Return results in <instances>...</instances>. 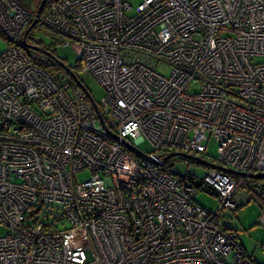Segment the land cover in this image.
I'll return each mask as SVG.
<instances>
[{
  "label": "built area",
  "instance_id": "2783aa9c",
  "mask_svg": "<svg viewBox=\"0 0 264 264\" xmlns=\"http://www.w3.org/2000/svg\"><path fill=\"white\" fill-rule=\"evenodd\" d=\"M34 14L0 0V264H259L217 219L264 192L248 177L264 173V0H46L37 21L81 49L105 127L159 165L108 135L67 73L28 58ZM209 141L213 165L243 174L206 167L213 211L162 167L172 152L205 160ZM86 249L93 262L70 257Z\"/></svg>",
  "mask_w": 264,
  "mask_h": 264
},
{
  "label": "rangeland",
  "instance_id": "374dc122",
  "mask_svg": "<svg viewBox=\"0 0 264 264\" xmlns=\"http://www.w3.org/2000/svg\"><path fill=\"white\" fill-rule=\"evenodd\" d=\"M20 5L29 11L35 13L36 4L39 0H16ZM140 0H127L131 11ZM35 15V14H34ZM26 44L38 49L45 50L52 53L53 57L63 63L69 69L74 68L81 56V49L69 44L62 45L61 38L51 35L46 29L41 27L37 22L36 25L28 32ZM9 43L5 38L0 37V52L6 50ZM156 70L162 74L167 75L168 67L165 64L156 66ZM50 75L58 80L60 71L48 70ZM78 80L82 83L85 89L89 92L92 99L98 103L103 95L102 88L97 81L90 75L82 72L78 67L74 70ZM136 148L142 152H148L150 147L145 142H140ZM205 162L213 164L215 157V146L212 141H209L205 148ZM197 157V156H196ZM172 171L182 174L184 172H193L197 176H202L206 171V166L203 164H192L188 160L171 159ZM85 173L81 172L74 176L75 179H82ZM239 187L237 191L239 192ZM241 200L239 206L234 209L223 208L219 211L217 219V226L220 229L232 233L235 242L243 249L246 257L256 263L264 264V192L258 194L256 197L251 196V193H241ZM193 201L203 207L206 211H213L217 208V200L214 195L205 191H198ZM57 207L52 205L48 209V213L57 214ZM46 216V213H45ZM61 226L65 227L64 221L60 222ZM3 228L0 227V234ZM76 261L93 262L94 254L91 250L86 249L81 253L70 256Z\"/></svg>",
  "mask_w": 264,
  "mask_h": 264
},
{
  "label": "trees",
  "instance_id": "16d2710c",
  "mask_svg": "<svg viewBox=\"0 0 264 264\" xmlns=\"http://www.w3.org/2000/svg\"><path fill=\"white\" fill-rule=\"evenodd\" d=\"M40 1V0H39ZM39 1L37 2V4H36V8H37V6H38V4H39ZM36 8H35V10H36ZM45 8H46V0H45V2L43 3V5H42V7H41V9H40V11H39V13H38V18H40L42 15H43V13L45 12ZM30 22H31V19L27 22V24H26V27L30 24ZM38 22V21H37ZM36 22V23H37ZM39 23V22H38ZM36 25V24H35ZM34 25V26H35ZM40 25V24H39ZM33 26V27H34ZM32 27V28H33ZM42 27V26H41ZM31 28V29H32ZM45 29V28H44ZM51 35H53V36H56V37H59V38H61V36H59L58 34H56V32L55 33H53L52 31H49L48 29H46ZM28 34V33H27ZM27 34H26V36H25V42L27 43L28 41L26 40L27 39ZM0 37H2L3 38V36L0 34ZM61 43L63 42L64 43V41H63V39L61 38V41H60ZM63 43H62V45H63ZM30 46V45H29ZM27 56H28V58H30L32 61H33V63L35 64V65H37L39 68H41V69H43L44 71H46L49 75H50V73H49V69H51V70H55V71H60V75H59V78H60V76H61V73H62V71H64L65 73H67L63 68H62V66H65V65H63V63L61 62V61H59V60H57V59H55L54 57H53V55H52V53H48V52H46L45 50H38V49H36V48H34V47H32V46H30V50L27 52ZM79 60H80V58H79ZM79 60H78V63H77V65L74 67V68H72V69H69L68 67H66V68H68L75 76H76V74H75V69L78 67V69H79ZM60 62V63H59ZM68 74V73H67ZM69 75V74H68ZM51 76V75H50ZM52 77V76H51ZM53 78V77H52ZM72 79V78H71ZM78 79V78H77ZM56 80V79H55ZM94 101V100H93ZM95 102V101H94ZM173 153H177V152H172L171 154H170V156L162 163V167L164 168V169H166V170H168L169 172H171L172 174H174V175H176L177 177H179V178H183V179H185V180H187L188 182H190L195 188H196V190L197 191H205V192H207V193H210V194H212V195H214V191L213 190H211L208 186H206V185H202V178H203V176H204V174L202 175V176H197V175H195L193 172H184V173H182V174H179V173H177V172H174V171H172V164H171V159L172 158H174V159H176V160H179V161H182V160H188L189 162H191L192 164H195V165H198L199 164V162H197V161H194V160H192V159H190V158H188V157H186V156H178V155H176V156H171ZM183 154H185V153H183ZM186 155H189V154H186ZM191 156H193V155H191ZM194 157H196V156H194ZM201 159V158H200ZM203 160V159H202ZM206 167H207V165H205ZM250 180H253V181H264V179H254V178H251ZM241 200V199H240ZM240 204L238 203V206H239ZM237 206V207H238ZM237 207H235V208H237ZM234 209V208H233ZM43 217H45V216H43ZM223 231H226L225 229H223ZM228 232V231H227Z\"/></svg>",
  "mask_w": 264,
  "mask_h": 264
},
{
  "label": "water",
  "instance_id": "95a60500",
  "mask_svg": "<svg viewBox=\"0 0 264 264\" xmlns=\"http://www.w3.org/2000/svg\"><path fill=\"white\" fill-rule=\"evenodd\" d=\"M44 2H45V0H40L39 1V4H38V6L36 8L35 15H34L33 19L31 20L30 24L23 31L22 37L24 38V40H25L26 34L36 24L37 18H38V13H39V11H40V9H41V7H42V5H43ZM62 68L69 74V76L72 78V80L75 82V84L81 89V91L87 97L88 101L90 102V104H91V106H92V108L94 110V113H95V115L97 117V120H98L99 124L101 125V127L103 128V130L108 135H110L113 139L118 140L130 153H132L137 158H139L141 160H145L147 162H151V163H153L155 165H159L160 164V162L155 157H152L150 155L145 154L144 152L138 150L136 147H134L133 145H131L130 143H128L127 141H125L124 139H119L114 133L110 132L105 127V125L103 123V120L101 118V115H100V113H99V111H98V109H97V107H96V105H95L92 97L88 93V91L85 89V87L79 82V80L76 78V76L68 68H66L65 66H62ZM176 155H178V156H186V157H188V158H190V159H192L194 161L199 162L200 164L207 165V166H210V167H214V168H216L218 170H221L223 172H228L230 174L243 176L242 173L235 172V171H232L230 169L223 168V167H220V166H217V165L208 164L204 160H202V159H200L198 157H194V156H191V155H186V154H183V153H173L172 154V156H176ZM248 177L249 178H254V179H264V173L251 174V175H248Z\"/></svg>",
  "mask_w": 264,
  "mask_h": 264
},
{
  "label": "flooded vegetation",
  "instance_id": "af4514ba",
  "mask_svg": "<svg viewBox=\"0 0 264 264\" xmlns=\"http://www.w3.org/2000/svg\"><path fill=\"white\" fill-rule=\"evenodd\" d=\"M76 78H77V76H76ZM74 82V81H73ZM80 82V81H79ZM75 83V82H74ZM81 83V82H80ZM82 84V83H81ZM80 89V88H79ZM81 90V89H80ZM95 103V102H94ZM96 105V104H95ZM97 107V106H96ZM98 109V108H97ZM99 111V110H98Z\"/></svg>",
  "mask_w": 264,
  "mask_h": 264
}]
</instances>
